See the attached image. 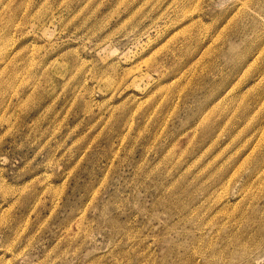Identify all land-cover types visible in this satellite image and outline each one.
<instances>
[{"label":"rangeland","instance_id":"1","mask_svg":"<svg viewBox=\"0 0 264 264\" xmlns=\"http://www.w3.org/2000/svg\"><path fill=\"white\" fill-rule=\"evenodd\" d=\"M0 264H264V0H0Z\"/></svg>","mask_w":264,"mask_h":264},{"label":"bare ground","instance_id":"2","mask_svg":"<svg viewBox=\"0 0 264 264\" xmlns=\"http://www.w3.org/2000/svg\"><path fill=\"white\" fill-rule=\"evenodd\" d=\"M175 1V0H174ZM252 172V171H251Z\"/></svg>","mask_w":264,"mask_h":264}]
</instances>
